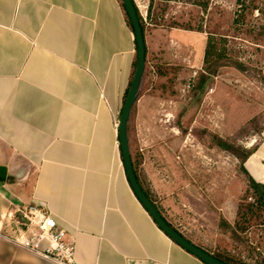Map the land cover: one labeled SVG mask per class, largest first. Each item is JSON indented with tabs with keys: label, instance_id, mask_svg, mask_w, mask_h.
Masks as SVG:
<instances>
[{
	"label": "crops",
	"instance_id": "1",
	"mask_svg": "<svg viewBox=\"0 0 264 264\" xmlns=\"http://www.w3.org/2000/svg\"><path fill=\"white\" fill-rule=\"evenodd\" d=\"M133 1L146 44L135 126L152 141L133 167L172 224L167 213L204 207L214 183L221 193L228 178L227 169L214 168L210 147L181 142L166 159L159 142L166 106L183 100L168 82L202 70L211 5L204 12L180 1ZM180 9L194 13L195 24L182 26ZM136 58L121 0H0V165L7 168L0 178V264H57L4 237L34 229L20 222L29 203L46 208L75 240L80 262L204 264L156 225L126 175L116 121ZM188 87L179 82L175 89ZM173 109L174 129L187 134L186 113ZM262 136L251 155L264 160V128ZM256 167H247L252 176Z\"/></svg>",
	"mask_w": 264,
	"mask_h": 264
},
{
	"label": "rangeland",
	"instance_id": "2",
	"mask_svg": "<svg viewBox=\"0 0 264 264\" xmlns=\"http://www.w3.org/2000/svg\"><path fill=\"white\" fill-rule=\"evenodd\" d=\"M177 14L182 26L195 24V14L188 9H180ZM202 18L204 23L203 15ZM261 23H264V0H213L207 29L217 36L228 37L226 47L230 57L239 59L244 64V70L224 66L203 89L197 87L196 82L202 70L193 77L182 74L177 81H169L168 89L173 95L182 94L183 100L175 103L176 106L173 103L166 106L170 107L166 111L168 114L159 120L164 125L159 142L166 159L172 156L171 153L181 142L187 145L199 142L211 148L214 168L223 167L228 173L227 182L223 180L222 183V192H217L221 186L214 183L212 201L190 211L192 215H184L181 210L176 211L175 216L167 213L172 224L196 246L250 264H264V224L240 230L236 221L239 218L238 206L247 193V184L241 172V150L256 149L263 141L264 36L260 35ZM179 82L189 87L184 91L176 90ZM173 107L177 112L186 113L181 122L188 130L187 134L174 129L172 116L176 111ZM135 115L136 108L130 124L129 141L131 150L140 160L145 146L152 141L148 142L145 133L136 129ZM140 148H144V152ZM244 166L256 167L258 170L253 176L264 183V160L260 156L251 155ZM218 206L223 209H218Z\"/></svg>",
	"mask_w": 264,
	"mask_h": 264
},
{
	"label": "water",
	"instance_id": "3",
	"mask_svg": "<svg viewBox=\"0 0 264 264\" xmlns=\"http://www.w3.org/2000/svg\"><path fill=\"white\" fill-rule=\"evenodd\" d=\"M121 2L131 21L135 35V40H136V46H137V58H136V66H135L134 74L117 125L119 146H120L122 160L124 163L127 178L130 182V185L135 195L137 196L141 204L147 210V212L152 217L156 225L170 239H172L180 247H182L188 253L195 256L204 264H228L218 259L211 253H208L203 249L199 248L191 241H189L186 237H184L179 231L174 229L161 215V213L158 211V209L155 207L152 201L148 198V196L143 191L137 179L136 173L134 171L132 155H131L130 141L128 135V124H129L132 108L135 105L138 97V92L145 71L146 44L144 39V32L141 27L138 11L134 4V1L121 0ZM6 171H7L6 166L0 165V178L2 179L6 178Z\"/></svg>",
	"mask_w": 264,
	"mask_h": 264
},
{
	"label": "trees",
	"instance_id": "4",
	"mask_svg": "<svg viewBox=\"0 0 264 264\" xmlns=\"http://www.w3.org/2000/svg\"><path fill=\"white\" fill-rule=\"evenodd\" d=\"M167 1H180L185 3H191L199 6L204 12L207 11L213 0H165ZM139 16V14H138ZM128 25L132 28L131 21L126 13ZM142 30H144L141 18L139 16ZM133 30V28H132ZM261 31L260 35L264 36V23H261L259 26ZM227 36H217L215 34H209L205 49L204 62L202 67V72L200 73L199 79L197 82V87L203 89L204 85L207 84L211 77H214L218 74L220 68L224 66H232L238 70H244V64L237 58L230 57V53L227 50L226 42ZM136 66V61L134 63V70ZM264 79V77H263ZM127 96V95H126ZM135 112V105L132 108L130 120L128 124V135L130 136L131 121ZM130 139V137H129ZM254 148L251 149H242L243 153L241 172L245 178L247 184V193L242 199L238 206L239 218L236 221V225L240 230H247L251 226L259 227L261 224H264V183L255 179L251 173L244 166L245 160L253 153ZM132 161L133 164H136V161L139 159L136 158L135 154L132 152ZM136 171V168L134 167ZM170 224V223H169ZM174 229H176L172 224H170ZM177 230V229H176ZM199 247V246H198ZM204 251L211 253L218 259L228 263V264H250L237 259L234 257H228L224 254H215L203 247H199Z\"/></svg>",
	"mask_w": 264,
	"mask_h": 264
},
{
	"label": "built area",
	"instance_id": "5",
	"mask_svg": "<svg viewBox=\"0 0 264 264\" xmlns=\"http://www.w3.org/2000/svg\"><path fill=\"white\" fill-rule=\"evenodd\" d=\"M213 89L210 90V92ZM22 222L29 228H34L30 233H18L12 240L16 245L47 257L57 264H90L80 262L76 258V243L70 238L67 231L58 226L55 218L46 208L34 203H29L20 208ZM128 264H138L130 262ZM147 264H165L151 262Z\"/></svg>",
	"mask_w": 264,
	"mask_h": 264
}]
</instances>
